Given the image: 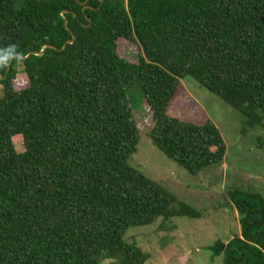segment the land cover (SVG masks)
Wrapping results in <instances>:
<instances>
[{
  "label": "trees",
  "instance_id": "obj_1",
  "mask_svg": "<svg viewBox=\"0 0 264 264\" xmlns=\"http://www.w3.org/2000/svg\"><path fill=\"white\" fill-rule=\"evenodd\" d=\"M12 44L24 57L47 47L0 69V264H144L124 240L130 228L202 216L128 163L140 131L126 89L137 78L148 136L191 174L223 164L227 147L214 122L169 115L182 79L249 126L264 123V0H0V48ZM228 196L240 232L208 249L223 264H264V196Z\"/></svg>",
  "mask_w": 264,
  "mask_h": 264
},
{
  "label": "rangeland",
  "instance_id": "obj_2",
  "mask_svg": "<svg viewBox=\"0 0 264 264\" xmlns=\"http://www.w3.org/2000/svg\"><path fill=\"white\" fill-rule=\"evenodd\" d=\"M119 53L135 62L138 47L122 41ZM18 71L16 85L21 89L27 85V77L21 65ZM126 93L140 131V141L128 160L129 165L202 216L160 218L153 224L130 228L124 240L147 254L144 264H223L222 256L214 257L208 247L216 240L227 242L240 232V215L230 205L228 191L237 188L264 196V123L249 126L247 119L218 95L201 87L192 77L182 79L169 105V115L195 124L214 122L227 147L223 164L195 175L152 143L148 133L153 121L138 78L127 87ZM15 147L24 151L21 139L15 140ZM103 264L121 262L106 259Z\"/></svg>",
  "mask_w": 264,
  "mask_h": 264
},
{
  "label": "clouds",
  "instance_id": "obj_3",
  "mask_svg": "<svg viewBox=\"0 0 264 264\" xmlns=\"http://www.w3.org/2000/svg\"><path fill=\"white\" fill-rule=\"evenodd\" d=\"M24 56L15 44L0 48V69L7 68L13 61L21 62Z\"/></svg>",
  "mask_w": 264,
  "mask_h": 264
},
{
  "label": "water",
  "instance_id": "obj_4",
  "mask_svg": "<svg viewBox=\"0 0 264 264\" xmlns=\"http://www.w3.org/2000/svg\"><path fill=\"white\" fill-rule=\"evenodd\" d=\"M62 14H64V12L62 13ZM65 23L67 24V19L65 18ZM69 43H71V42H73L72 40L71 41H68ZM47 46H45L40 52H31V53H29L27 56H25L24 58H28L30 55H37V56H41L43 53H44V51H45V48H46Z\"/></svg>",
  "mask_w": 264,
  "mask_h": 264
},
{
  "label": "crops",
  "instance_id": "obj_5",
  "mask_svg": "<svg viewBox=\"0 0 264 264\" xmlns=\"http://www.w3.org/2000/svg\"><path fill=\"white\" fill-rule=\"evenodd\" d=\"M171 108V107H170ZM169 111V110H168Z\"/></svg>",
  "mask_w": 264,
  "mask_h": 264
}]
</instances>
